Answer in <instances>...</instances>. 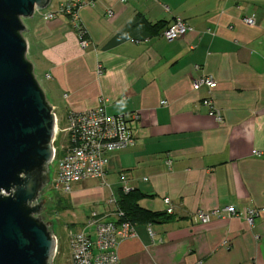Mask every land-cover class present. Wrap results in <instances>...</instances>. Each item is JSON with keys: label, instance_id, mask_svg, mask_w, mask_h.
<instances>
[{"label": "crops", "instance_id": "1", "mask_svg": "<svg viewBox=\"0 0 264 264\" xmlns=\"http://www.w3.org/2000/svg\"><path fill=\"white\" fill-rule=\"evenodd\" d=\"M63 1L24 20L28 57L52 96L66 112L104 98L108 114L140 116L134 144L112 155L110 186L97 181V212L112 210L102 192L118 190L121 174L148 195L143 207L173 208L170 221L135 225L136 236L119 244L120 264H264V0H81L87 48L69 16L43 17ZM178 17L193 30L169 41L162 31ZM148 22L162 26L152 31ZM203 76L217 81L211 92L193 89ZM205 98L223 122L209 114ZM85 182L69 194L75 204ZM228 205L237 216L197 218L200 209ZM250 208L260 210L252 224Z\"/></svg>", "mask_w": 264, "mask_h": 264}, {"label": "water", "instance_id": "2", "mask_svg": "<svg viewBox=\"0 0 264 264\" xmlns=\"http://www.w3.org/2000/svg\"><path fill=\"white\" fill-rule=\"evenodd\" d=\"M52 0H0V264H53L57 237L43 212L54 106L28 57L25 19Z\"/></svg>", "mask_w": 264, "mask_h": 264}, {"label": "built area", "instance_id": "3", "mask_svg": "<svg viewBox=\"0 0 264 264\" xmlns=\"http://www.w3.org/2000/svg\"><path fill=\"white\" fill-rule=\"evenodd\" d=\"M90 2L94 4L92 0ZM85 4L81 0H66L61 2L56 10L47 11L43 16L46 20L56 18L59 14L69 16L83 48H87L90 44L87 30L79 17V9ZM106 15L112 17L114 11L108 10ZM244 21L250 25L255 23L254 17H245ZM192 30L193 27L190 24L178 17L171 25L164 28L162 36L172 41L185 36ZM98 72H102L101 65ZM217 85V81L212 76H203L194 81L193 89L198 91L202 87H207L211 92ZM203 103L209 107L211 116L218 122H223V113L215 106L212 98H205ZM106 107L105 99L101 98L95 107L81 111L70 110L64 119L65 125L61 126L62 119L57 115V107L54 106L56 130L52 162L56 163V176L54 181L49 182L55 190L69 195L73 192L76 183L88 180H98L102 186H110L106 176L112 155L134 144L133 125L140 116L138 112L129 115H110ZM61 135L65 139L59 151L56 142ZM255 154L260 156L262 152L255 151ZM144 180L147 181L148 177ZM120 189L124 192L134 189L125 174L120 175ZM116 192L117 190H112L107 200L112 210L106 213L93 211L87 218L84 228L70 230L69 264H120L119 244L123 240L136 236V231L132 222L120 219L123 212L119 210ZM164 201L171 205L169 197H166ZM167 212H173L172 206H169ZM259 212L260 210L253 208L248 210L247 220L250 224ZM211 215L231 218L237 216L238 211L234 206L228 205L212 212L203 209L197 212V218L202 222L209 221ZM150 233L153 234L151 230Z\"/></svg>", "mask_w": 264, "mask_h": 264}, {"label": "rangeland", "instance_id": "4", "mask_svg": "<svg viewBox=\"0 0 264 264\" xmlns=\"http://www.w3.org/2000/svg\"><path fill=\"white\" fill-rule=\"evenodd\" d=\"M57 0H54V2ZM47 9V8H46ZM45 9V10H46ZM43 11V10H42ZM35 73L39 79L42 87L44 88L47 98L50 103L57 105V115L62 119L61 126L65 125V117L67 115L66 106L62 100L55 99L50 93L49 81L45 77L44 71L37 65H35ZM65 137L59 136V140L56 142V146L61 151V145L64 143ZM56 176V163L50 164V180L54 181ZM49 180V181H50ZM98 180H88L82 184L83 199L80 203L75 204L71 195L64 194L61 191L55 190L50 184L47 183L42 191L41 199L45 200V210L43 215L46 220L53 222V230L57 237V251L53 260V264H69L71 256V248L69 241V232L71 229L84 228L83 222L87 223V216L96 211H102L103 205L94 201L93 195L96 194V190H101ZM85 186V187H84ZM86 188V189H83ZM76 188V189H77ZM75 189V190H76ZM103 191V190H102ZM103 199L109 197L108 190L102 192Z\"/></svg>", "mask_w": 264, "mask_h": 264}, {"label": "trees", "instance_id": "5", "mask_svg": "<svg viewBox=\"0 0 264 264\" xmlns=\"http://www.w3.org/2000/svg\"><path fill=\"white\" fill-rule=\"evenodd\" d=\"M147 26L152 31H159L162 24L147 23ZM119 210L123 212L121 220H129L134 225L136 224H152L163 223L173 219V216L167 211H155L143 207L140 201L148 195L140 189L134 188L129 192H124L120 188L116 192Z\"/></svg>", "mask_w": 264, "mask_h": 264}]
</instances>
